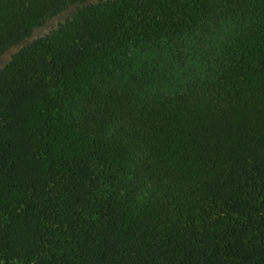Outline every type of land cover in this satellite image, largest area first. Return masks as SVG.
Returning a JSON list of instances; mask_svg holds the SVG:
<instances>
[{"label":"trees","instance_id":"trees-1","mask_svg":"<svg viewBox=\"0 0 264 264\" xmlns=\"http://www.w3.org/2000/svg\"><path fill=\"white\" fill-rule=\"evenodd\" d=\"M80 0H0V56ZM0 264H264V0H113L0 70Z\"/></svg>","mask_w":264,"mask_h":264},{"label":"rangeland","instance_id":"rangeland-1","mask_svg":"<svg viewBox=\"0 0 264 264\" xmlns=\"http://www.w3.org/2000/svg\"><path fill=\"white\" fill-rule=\"evenodd\" d=\"M109 1L113 0H80L68 5L62 11L49 16L48 18H46L44 23L37 27L28 37L23 39L18 44L10 47L2 56H0V70L3 69L11 61L12 57L19 51H21L24 47L30 45L39 38L47 36L52 32L58 30L67 22L72 21L83 8L91 5L107 3Z\"/></svg>","mask_w":264,"mask_h":264}]
</instances>
